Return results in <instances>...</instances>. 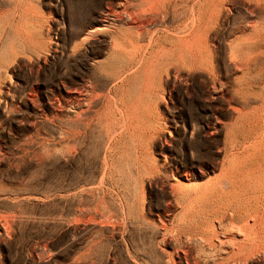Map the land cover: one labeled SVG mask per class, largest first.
I'll return each instance as SVG.
<instances>
[{
    "label": "rangeland",
    "instance_id": "374dc122",
    "mask_svg": "<svg viewBox=\"0 0 264 264\" xmlns=\"http://www.w3.org/2000/svg\"><path fill=\"white\" fill-rule=\"evenodd\" d=\"M142 1L0 0V264H186L187 247L199 264H264L233 257L242 238L216 215L222 195L264 193V0L174 1L137 37L130 23L156 16ZM190 11L207 49L178 69L163 37ZM152 33V64L132 67ZM220 175L229 187L208 193Z\"/></svg>",
    "mask_w": 264,
    "mask_h": 264
},
{
    "label": "bare ground",
    "instance_id": "6f19581e",
    "mask_svg": "<svg viewBox=\"0 0 264 264\" xmlns=\"http://www.w3.org/2000/svg\"><path fill=\"white\" fill-rule=\"evenodd\" d=\"M142 1V0H141ZM145 1V0H144ZM150 3L149 5H150V7H151V9H150V11L149 12H151V10L154 12V14L156 15L155 16V18L154 19H152L151 18V20H149V21H142V22H138V21H135L134 20V22H132V23H130V26H131V28H133L134 30H135V32H136V34H137V37H142V36H144L145 34H149L148 32L150 31L149 29V31L147 30V28H149L153 23H158V25L160 24V22H161V19H162V17H160L161 19H159L158 18V13H159V11L161 12H164L166 9H168L169 7H171V5L173 6H175L176 5V3L175 2H177L178 0H146V2H143L142 1V4L143 3H148V2ZM175 1V2H174ZM190 1H192V0H190ZM245 1H247V2H251V1H255V3H260V2H262L263 0H245ZM180 2H183V1H180ZM198 2V1H197ZM200 2V1H199ZM130 3V2H129ZM136 3V2H135ZM193 3V2H192ZM202 3H203V1H202ZM246 3V2H245ZM126 4H127V2H126ZM141 4V3H140ZM179 4V3H178ZM181 4V3H180ZM188 4V3H187ZM199 5H200V3H198ZM205 4V3H204ZM214 4V3H213ZM250 4V3H249ZM129 7H130V4H127ZM126 5V7H128ZM136 5V4H135ZM138 5V4H137ZM251 5V4H250ZM120 6V5H119ZM142 6V5H141ZM173 6V7H174ZM179 6V5H178ZM182 6H185V3H184V5H182ZM196 6V5H195ZM194 6V7H195ZM204 6V5H203ZM206 6H207V4H206ZM124 7H125V5H124ZM132 7V6H131ZM146 7H148V6H146ZM176 7V6H175ZM174 7V8H175ZM186 7V6H185ZM201 7V6H200ZM139 8V7H138ZM141 8V7H140ZM144 8V7H143ZM179 8V7H178ZM182 8V7H181ZM193 8V7H192ZM206 8V7H205ZM109 9V8H108ZM126 9V8H125ZM132 9H133V7H132ZM136 9V8H135ZM176 9V8H175ZM186 9V8H185ZM189 9V8H188ZM199 9V8H198ZM202 9V8H201ZM128 10V9H127ZM131 10V9H130ZM137 10V9H136ZM141 10V9H140ZM172 10V9H171ZM174 10V9H173ZM120 11V10H119ZM118 11V12H119ZM145 11H146V9H145ZM176 11H177V9H176ZM176 11H175V13H176ZM189 11V10H188ZM195 11H197V10H195ZM206 11V10H205ZM112 12V11H111ZM134 12V11H133ZM136 12V11H135ZM144 11H142L141 10V13H143ZM153 12H151V13H153ZM116 13V12H115ZM128 13H129V10H128ZM138 13L140 14V11L138 10ZM138 13H136V15L138 14ZM168 13V12H167ZM183 13V12H182ZM185 13V12H184ZM183 13V14H184ZM187 13V12H186ZM135 13H133V15H134ZM144 14V13H143ZM149 14V13H148ZM174 14V13H173ZM180 14V13H179ZM201 14H204L205 15V13H203V10H202V13ZM200 14V15H201ZM207 14V13H206ZM112 15H114L113 13H112ZM119 15V14H118ZM129 15H131V14H129ZM136 15H135V17H136ZM141 15V14H140ZM162 15V14H161ZM164 15V14H163ZM170 15V14H169ZM198 15V14H197ZM199 15V16H200ZM203 15V16H204ZM145 16H146V13H145V15H144V18H145ZM151 16V15H150ZM149 16V17H150ZM189 16V15H188ZM120 17V16H119ZM118 17V18H119ZM122 17V19H123V16H121ZM127 16H125V18H126ZM134 17V18H135ZM138 17V16H137ZM136 17V18H137ZM139 17H141L142 18V15L141 16H139ZM148 17V18H149ZM154 17V16H153ZM168 17V16H167ZM176 17V16H175ZM183 17V16H182ZM206 17V16H205ZM124 18V19H125ZM133 18V19H134ZM147 18V17H146ZM165 19H166V16L164 17ZM170 18V17H169ZM188 18V17H187ZM111 19V18H110ZM121 19V20H122ZM132 19V18H131ZM140 19V18H139ZM176 19V18H175ZM180 19V18H179ZM183 19H185V18H183ZM204 19V18H203ZM114 20V19H113ZM130 20V19H129ZM207 20V19H206ZM110 21V20H109ZM116 21H120L119 19H116ZM126 21V20H125ZM166 21V20H165ZM173 21H175V20H173ZM111 22V21H110ZM113 22V21H112ZM124 22V21H123ZM131 22V21H130ZM163 22H164V20H163ZM176 22V21H175ZM174 22V23H175ZM179 22V21H178ZM162 23V22H161ZM121 24V23H120ZM168 24V23H167ZM172 24V23H171ZM118 25V24H117ZM122 25V24H121ZM126 25V24H125ZM161 25H163V24H161ZM173 25V24H172ZM201 25H202V17L199 19V18H196L195 17V13H194V11H190V19H188V20H184V22L183 23H180V25H177V27H175V28H172V31H171V33L172 34H167L166 36H164L163 38L164 39H169L170 41H172L173 42V48L175 49V51H177V53H178V55H177V58H175L176 59V64L175 65H177L176 67L178 68V67H181V68H185V70L187 69V70H193V69H195L196 67H198V65L199 64H203L204 62V53H205V51H206V49H207V46H206V49H205V44H204V46H203V39L204 38H201L200 37V39L202 40V41H198V33L200 32V27H201ZM110 26V25H109ZM114 26V25H113ZM154 26V25H153ZM118 27V26H117ZM122 27V26H121ZM129 27V26H128ZM162 27V26H161ZM120 28V27H119ZM121 29V28H120ZM150 29H151V27H150ZM159 29V28H158ZM170 29V28H169ZM256 29V28H255ZM153 30V29H152ZM157 30V29H156ZM161 30V29H160ZM166 30V29H165ZM202 30V29H201ZM206 30V29H205ZM204 30V31H205ZM130 31V30H129ZM164 31V30H163ZM167 31V30H166ZM130 32H132V31H130ZM203 32V31H202ZM207 32V31H206ZM119 33H122V32H120V30H119ZM170 33V32H169ZM203 33H205V32H203ZM123 34H124V32H123ZM114 35V34H113ZM199 35H203V34H199ZM206 36H207V34H206ZM128 37V36H127ZM126 37V38H127ZM147 37V36H146ZM153 37H155L154 36V33H152L151 35H150V37H149V40H148V42H147V44L146 45H142V46H138V48H137V50L136 49H134L135 51H133V52H131L130 54H131V63H132V67H134L136 64H141L143 61H144V65L147 63V62H149L150 61V59H149V61H148V58H145V56H146V53H147V55H148V57L149 58H152L153 56H155V53L157 52L156 51V45H157V40L155 41L154 40V38ZM160 37V36H159ZM124 38V37H123ZM126 38H125V40H126ZM134 38V37H133ZM131 39V38H130ZM135 39V38H134ZM137 39V38H136ZM162 39V38H161ZM116 40H117V38H116ZM206 40H207V37H206ZM119 41V40H118ZM117 41V42H118ZM127 41H129V40H127ZM139 41H141V40H139ZM160 41V40H159ZM165 41V40H164ZM122 42V41H121ZM131 42H133V41H131ZM130 42V43H131ZM135 42H137L136 40H135ZM162 42V41H161ZM166 42H168V40L166 41ZM171 42V43H172ZM132 44V43H131ZM136 44V43H135ZM134 44V45H135ZM143 44H144V42H143ZM169 44V43H168ZM122 45V44H121ZM138 45V44H137ZM141 45V44H140ZM123 46V45H122ZM122 46H121V49H124V48H122ZM127 46V45H126ZM125 46V47H126ZM133 46V45H132ZM164 46V45H163ZM166 46V45H165ZM116 47V46H115ZM117 47H118V45H117ZM129 47V46H128ZM135 47V46H134ZM155 47V49H153ZM159 47V46H158ZM166 47H168V46H166ZM130 48V47H129ZM131 48H133V47H131ZM131 48H130V50H131ZM160 48V47H159ZM158 48V49H159ZM117 49V48H116ZM120 49V48H119ZM149 49V51H147ZM169 49L170 48H168V49H166L167 51H169ZM115 50V49H114ZM125 50V49H124ZM127 50V49H126ZM129 50V51H130ZM133 50V49H132ZM131 50V51H132ZM117 51H118V49H117ZM123 51V50H122ZM119 52H121L120 50H119ZM125 53L127 52V51H124ZM166 52V51H165ZM164 52V54H166ZM163 53V52H162ZM176 53V54H177ZM207 53V52H206ZM236 53V52H235ZM122 54H123V52H122ZM158 54V53H157ZM164 54H161V55H164ZM170 54H172V53H170ZM175 54V53H174ZM124 55V54H123ZM166 56V55H165ZM172 56V55H171ZM127 57H130V56H127ZM157 57V56H156ZM168 57V56H167ZM175 57V56H174ZM206 57V56H205ZM159 58H160V56H159ZM168 58H170V57H168ZM207 60V59H206ZM157 61H159V60H157ZM156 61V62H157ZM151 62V61H150ZM149 62V63H150ZM155 62V63H156ZM172 62V61H171ZM174 62V61H173ZM203 62V63H202ZM143 64V63H142ZM150 64H152V63H150ZM149 64V65H150ZM154 64V63H153ZM162 65V64H161ZM170 65H172V63H170ZM174 65V64H173ZM140 66V65H139ZM143 66V65H142ZM200 66V65H199ZM145 67V66H144ZM150 67V66H149ZM152 67V66H151ZM155 67H156V65H155ZM163 67H164V65H163ZM175 67V68H176ZM142 68V67H141ZM140 68V69H141ZM199 68V67H198ZM135 69H136V67H135ZM139 69V68H138ZM144 69H146V68H144ZM149 69V68H148ZM179 69V68H178ZM152 70H153V68H152ZM151 70V71H152ZM181 70H183V69H181ZM148 71V70H147ZM150 71V70H149ZM137 72V71H136ZM141 72V71H140ZM142 72H144V70L142 71ZM178 72H179V70H178ZM149 73H151V72H149ZM142 74V73H141ZM128 76V75H127ZM149 76H150V74H149ZM132 77V76H131ZM147 77V76H146ZM152 78V77H151ZM149 81V80H148ZM151 83V82H150ZM99 98V97H98ZM83 99V98H82ZM94 99V98H93ZM94 101V100H93ZM258 117V116H257ZM248 119V118H247ZM256 120V119H255ZM252 122V121H251ZM250 124V123H249ZM253 124V123H252ZM257 125V124H256ZM251 126V125H250ZM257 127V126H256ZM263 128V127H262ZM249 129V128H248ZM259 130V129H258ZM255 136V135H254ZM256 139V138H255ZM263 140V139H262ZM235 141V140H234ZM252 141H254V140H252ZM233 142V141H232ZM249 142V141H248ZM256 142V141H255ZM262 142V141H261ZM261 142H259V143H261ZM241 144V143H240ZM251 144V143H250ZM252 144L254 145L255 143H253L252 142ZM256 144H258L257 142H256ZM263 144V143H262ZM239 145V144H238ZM242 145V144H241ZM240 145V146H241ZM258 145H260V144H258ZM246 146V145H245ZM252 146V145H251ZM255 146V145H254ZM263 147V146H262ZM235 148V147H234ZM241 148V147H240ZM247 148V147H246ZM252 148V147H251ZM260 148V147H259ZM245 149V148H244ZM249 149H250V147H249ZM257 149H258V147H257ZM239 150V149H238ZM248 150V149H247ZM247 150H246V152H247ZM260 150V149H259ZM261 150H262V148H261ZM264 150V149H263ZM237 151V150H236ZM240 151H242V150H240ZM245 151V150H244ZM249 151V150H248ZM253 152H255V151H252V153ZM257 152V151H256ZM263 152V151H262ZM228 153V152H227ZM250 153V152H249ZM249 153H247V155L249 154ZM251 153V154H252ZM244 154V153H243ZM253 154H256V153H253ZM252 154V155H253ZM263 154V153H262ZM234 155V154H233ZM242 156V155H241ZM243 156H246V155H243ZM249 156V155H248ZM256 156V155H255ZM236 157H237V153H236ZM250 157V156H249ZM259 156H257V158H258ZM263 157V156H262ZM239 158V157H238ZM245 158V157H244ZM250 158H253L252 156L250 157ZM232 159V158H231ZM233 159H234V157H233ZM256 159V158H255ZM262 160V159H261ZM251 161V162H250ZM250 161H248V162H250V165H251V163H252V160L250 159ZM257 161H259V159L257 160ZM240 162V161H239ZM254 162H256V161H254ZM261 162V161H260ZM245 163V162H244ZM262 163V162H261ZM243 164V163H242ZM252 164H254V163H252ZM257 164H259V163H257ZM235 165V164H234ZM250 165H248L249 167H250ZM245 166V165H244ZM253 166H255V165H253ZM240 167V166H239ZM246 167V166H245ZM255 167H257V166H255ZM259 167V166H258ZM216 168V167H215ZM243 168V167H242ZM253 168V167H252ZM260 168V167H259ZM264 168V167H263ZM238 168H236L235 170H237ZM261 169V168H260ZM248 171H249V169H247ZM250 170H251V168H250ZM254 170V169H253ZM152 171V170H151ZM204 171V170H203ZM214 171V170H213ZM248 171H247V173H248ZM258 171V170H257ZM224 172H226L225 170H224ZM228 173H229V171H227ZM236 172V171H235ZM237 172H239L238 170H237ZM251 173L253 172V171H250ZM246 173V174H247ZM255 173V172H254ZM198 173L197 172H194V170H190V169H186L184 172H183V174H182V179L184 180V181H190V179L191 178H194V177H196V176H198L197 175ZM200 174H202V172L200 171ZM223 174H225L224 176H227L226 175V173H223ZM235 174V173H234ZM233 174V175H234ZM257 174V173H256ZM155 175V174H154ZM231 176H232V174H230ZM248 175H250V174H248ZM255 175V174H254ZM221 176V177H220ZM220 176H218L217 177V179H215V181L214 182H208L206 185H204V187L206 188H208L209 186H210V188H214V185L213 184H219L220 183V186H221V189H225L226 188V186H228L227 184V181H229L230 179H228V177H222L223 175H220ZM246 175H244V177H245ZM256 176V175H255ZM255 176L253 177V178H255ZM259 176H260V174H259ZM262 176V175H261ZM263 176H264V174H263ZM230 177V176H229ZM238 177V176H237ZM249 177H251V176H249ZM165 178V177H164ZM246 179H247V176L245 177ZM252 178V179H253ZM260 178V177H259ZM261 178H263V177H261ZM226 179H228V180H226ZM236 179V178H235ZM192 180V179H191ZM234 180V179H233ZM240 180V179H239ZM249 180V179H248ZM247 180V181H248ZM260 180V179H259ZM262 180V179H261ZM263 180H264V178H263ZM232 181V180H231ZM230 181V183H233V182H231ZM243 181V180H242ZM246 181V182H247ZM251 182V181H250ZM253 182V181H252ZM256 182H258V181H256ZM255 182V183H256ZM261 182V181H260ZM259 182V183H260ZM264 182V181H263ZM237 183H238V181H237ZM255 183H253V184H255ZM168 184H169V182H168ZM167 184V182H165L164 181V179H163V181H159V185L161 186V188H166L165 187V185H168ZM235 184V183H234ZM247 184V183H246ZM213 185V186H212ZM232 185V184H231ZM249 185V184H248ZM257 185H260V184H258L257 183ZM263 185V184H262ZM170 186V191L171 192H173L174 190H177V189H181V190H183V189H186V188H184V185L182 186L181 184H179L178 182H177V184H171V185H169ZM212 186V187H211ZM216 186V185H215ZM219 186V185H218ZM233 186V185H232ZM238 186V185H237ZM239 186H242L241 184H239ZM243 186H244V184H243ZM242 186V187H243ZM250 186H252V185H250ZM254 186V185H253ZM256 186V185H255ZM203 187V186H202ZM203 187V188H204ZM229 187V186H228ZM246 187V186H245ZM261 187V186H260ZM264 187V186H263ZM262 187V188H263ZM207 188H206V190H207ZM218 188V187H217ZM234 188H237V187H234ZM256 188V187H255ZM209 189V188H208ZM231 189V188H230ZM229 189V190H230ZM242 189V188H241ZM244 189V188H243ZM251 189V188H250ZM257 189V188H256ZM166 190V189H165ZM180 190V191H181ZM187 190H188V187H187ZM192 190V189H191ZM200 191H202L201 190V188L199 189ZM228 190V191H229ZM240 190V189H239ZM238 190V188H237V190L236 191H239ZM246 190V189H245ZM248 190H249V187H248ZM254 190V189H253ZM253 190H251V191H253ZM205 190H203V192H204ZM208 191V190H207ZM206 191V192H207ZM211 191H212V189H211ZM211 191L209 190L208 191V193L210 192L211 193ZM213 191H215L214 189H213ZM228 191H225L226 193L228 192ZM256 191V190H255ZM261 191V190H260ZM264 191V190H263ZM219 192H220V190H219ZM223 192H224V190H223ZM233 192H235L234 190H233ZM240 192V191H239ZM245 192H248V191H245ZM256 192H258V190L256 191ZM256 192H255V194H246L247 196L246 197H235L236 196V194H234L235 196L234 197H232V195H231V193L230 192H228V193H230V194H225V195H222L220 198H218V199H220L221 200V205L223 206H221L220 208H218V210H216L218 213H216V215L218 214V216L220 215V218L219 219H224L225 218V216H229V219L227 218V220H225V221H227V222H225V224H226V226H228V227H226V226H224V225H222V226H224V228H228V229H226V231H227V233H229L230 235H231V237H232V240H234V236H237V235H239V237H241L242 238V240L241 241H237V245H238V248H237V251L233 254V257H234V255H237V256H241V257H243L244 255H245V257H243V258H251L253 255H255L256 253H258V252H260L261 250H264V206L262 205V204H264V196H263V194H261V193H259V194H256ZM175 193V192H174ZM180 193V192H179ZM212 193H214V192H212ZM220 193H222V192H220ZM236 193H238V192H236ZM241 193H242V191H241ZM243 193H244V190H243ZM172 194V193H171ZM201 194V193H200ZM218 195H219V193H217ZM222 194H224V193H222ZM239 194V193H238ZM261 194V195H260ZM173 196H174V194H172ZM211 195V194H210ZM210 195H208L209 197H210ZM213 195H215L216 196V194H213ZM255 195H260L259 197H257V196H255ZM196 196V195H195ZM242 196V195H241ZM245 196V195H244ZM197 197V196H196ZM195 199V198H194ZM193 199V200H194ZM199 199V198H198ZM201 199V198H200ZM257 200H260V204H258L257 205V202H259V201H257ZM203 201V200H202ZM197 202V201H196ZM215 202V201H214ZM210 203V202H209ZM216 204V203H215ZM191 205V204H190ZM190 205H189V207H190ZM210 205V204H209ZM217 205V204H216ZM261 205H262V207H261ZM173 206V203H172V201H170L169 202V207H172ZM181 206V205H180ZM194 206V205H193ZM215 206V205H214ZM192 207V206H191ZM211 207H213V205L211 204ZM217 207V206H216ZM215 208V207H214ZM197 211H198V209H196ZM194 211V210H193ZM214 211V210H213ZM191 212H192V210H191ZM212 212V211H211ZM185 213V212H184ZM195 213V212H194ZM214 213H215V211H214ZM226 213H228L229 215H226ZM196 214V213H195ZM187 215V214H186ZM185 218V217H184ZM201 218V217H200ZM221 221V220H220ZM166 224V223H165ZM177 224V223H176ZM175 224V225H176ZM222 224V223H221ZM209 226V225H208ZM187 232V231H186ZM195 233V232H194ZM236 234V235H235ZM215 236V235H214ZM186 237V236H185ZM221 239V238H220ZM214 240V239H213ZM212 240V241H213ZM227 240V239H226ZM230 241V240H229ZM233 242V241H232ZM229 243V242H228ZM211 245H213V243L211 244ZM223 249V248H222ZM193 251V250H192ZM192 251L190 250V248L189 247H187V249L183 252V257H184V259H185V262H186V264H199L200 263V259L198 260V259H196L195 258V256H194V254L192 253ZM263 252V251H262ZM197 255V254H196ZM257 255V254H256ZM198 258V257H197ZM255 258V257H254ZM230 259V258H229ZM228 259V260H229ZM225 261V260H224ZM220 263H221V261H220Z\"/></svg>",
    "mask_w": 264,
    "mask_h": 264
}]
</instances>
